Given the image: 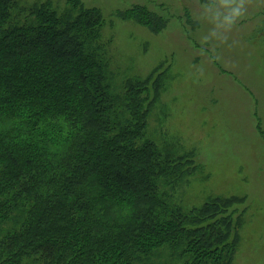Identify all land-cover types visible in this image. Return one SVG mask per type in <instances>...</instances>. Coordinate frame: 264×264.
Segmentation results:
<instances>
[{"label":"trees","instance_id":"obj_1","mask_svg":"<svg viewBox=\"0 0 264 264\" xmlns=\"http://www.w3.org/2000/svg\"><path fill=\"white\" fill-rule=\"evenodd\" d=\"M118 16L160 33L135 5ZM103 11L0 0V264H232L245 197L186 211L192 157L147 136L169 68L113 86Z\"/></svg>","mask_w":264,"mask_h":264},{"label":"rangeland","instance_id":"obj_2","mask_svg":"<svg viewBox=\"0 0 264 264\" xmlns=\"http://www.w3.org/2000/svg\"><path fill=\"white\" fill-rule=\"evenodd\" d=\"M46 0H21L31 6ZM58 10L68 0H52ZM241 0H84L103 11L102 41L113 86L169 68L147 136L164 156L192 157L176 186L186 211L213 197H245L232 264H264V0H243V16H225ZM147 6L168 20L156 34L119 11Z\"/></svg>","mask_w":264,"mask_h":264},{"label":"clouds","instance_id":"obj_3","mask_svg":"<svg viewBox=\"0 0 264 264\" xmlns=\"http://www.w3.org/2000/svg\"><path fill=\"white\" fill-rule=\"evenodd\" d=\"M243 9L244 4L243 0H241V2L235 7H232L230 13L225 16V20L227 21L226 25L231 26L236 22L237 19L241 18L244 14Z\"/></svg>","mask_w":264,"mask_h":264}]
</instances>
